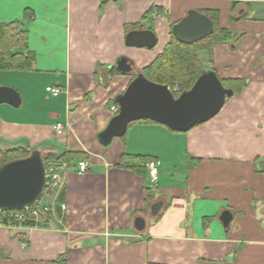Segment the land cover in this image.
<instances>
[{"label": "crops", "instance_id": "1", "mask_svg": "<svg viewBox=\"0 0 264 264\" xmlns=\"http://www.w3.org/2000/svg\"><path fill=\"white\" fill-rule=\"evenodd\" d=\"M258 3L264 0H0V23L19 22L20 50L34 57L29 70L0 71V85L21 95L18 107L0 104V148L70 158L59 161L66 166L63 186L43 195L53 212L30 226L0 227V264H264V5ZM189 10L216 12L232 35L199 52L203 69L243 87L186 132L135 122L101 144L115 96L162 52L172 25ZM134 29L152 30L155 46H126ZM121 56L132 70L114 73ZM47 86L61 91L51 96ZM56 122L65 126L62 134L53 130ZM124 155L152 158L157 182H150L147 162L143 179ZM79 160L87 163L83 173ZM224 210L232 213L227 226L219 220Z\"/></svg>", "mask_w": 264, "mask_h": 264}, {"label": "water", "instance_id": "2", "mask_svg": "<svg viewBox=\"0 0 264 264\" xmlns=\"http://www.w3.org/2000/svg\"><path fill=\"white\" fill-rule=\"evenodd\" d=\"M213 30L211 19L197 10H189L171 27L175 39L185 44L197 42L212 34ZM156 42V36L150 29H134L125 35V45L129 47L151 49ZM115 68L126 73L132 70V62L121 56L116 60ZM232 95L233 90L226 88L212 69H203L193 85L177 97L168 85L152 82L139 72L126 89L115 96L118 112L112 115L106 127L99 132L98 139L101 144L108 145L113 138L122 137L126 133L129 123L141 119L154 121L172 131L186 132L214 117ZM0 104L18 107L21 95L10 86L0 85ZM46 180L45 161L37 149L31 150L26 157L2 163L0 210L22 209L33 205L41 198ZM161 206V200L154 202L151 214L155 216ZM231 217L232 213L224 210L219 220L227 226ZM135 227H143L141 218L135 220Z\"/></svg>", "mask_w": 264, "mask_h": 264}, {"label": "trees", "instance_id": "3", "mask_svg": "<svg viewBox=\"0 0 264 264\" xmlns=\"http://www.w3.org/2000/svg\"><path fill=\"white\" fill-rule=\"evenodd\" d=\"M104 2L105 1L101 3L103 4ZM205 14L213 23L214 30L212 34L197 42L185 44L177 41L170 32L169 41L164 46L162 52L159 53L149 65L137 70L133 77L141 72L152 82L168 85L175 97L181 92L188 90L203 70V66L198 56L199 52H210L215 42H229L232 38V35L228 30L219 26L218 14L216 12L208 11L205 12ZM24 33V28L19 22H13L10 24L0 23V71H22L29 70L32 67L34 61L33 54L27 50H20V46H22L24 42ZM240 36L241 35L238 37ZM112 72L120 73L115 68H113ZM221 82L226 88H231L233 93L239 92L244 85L243 81L237 79H231L228 81L221 80ZM135 122L156 123L148 119H141L129 123L128 126ZM29 153V151L21 148H0V165L10 160L26 157ZM68 156V153H63L58 156L53 154L42 155L45 162L48 160H64L68 162L70 160ZM124 156V160L128 159L131 163H135L134 166H137L134 168L135 171H137L144 179L145 169L143 165L146 162L152 161V158L147 156ZM145 187L146 189H149L147 184H145ZM46 190L47 187L43 189L41 198ZM148 264L158 263L151 262Z\"/></svg>", "mask_w": 264, "mask_h": 264}, {"label": "built area", "instance_id": "4", "mask_svg": "<svg viewBox=\"0 0 264 264\" xmlns=\"http://www.w3.org/2000/svg\"><path fill=\"white\" fill-rule=\"evenodd\" d=\"M45 91L51 96H57L60 93V89L52 86H47ZM109 111L112 115L118 112L117 105H111L109 107ZM53 130L56 134H62L65 126L61 122H56L52 126ZM78 173H83L87 170V163L84 160H79L77 162ZM46 167V187L51 189H58L63 186V174L65 172V163L48 160L45 162ZM148 177L151 183H156L158 180V172L157 166L153 161H149L146 163ZM61 209H66L65 204H60ZM53 212V206L41 201L37 200L33 205L29 207H24L22 209L15 210H0V227L2 226H15V227H23L24 223L32 224L36 223L38 219L45 213ZM26 246V243L23 244Z\"/></svg>", "mask_w": 264, "mask_h": 264}, {"label": "rangeland", "instance_id": "5", "mask_svg": "<svg viewBox=\"0 0 264 264\" xmlns=\"http://www.w3.org/2000/svg\"><path fill=\"white\" fill-rule=\"evenodd\" d=\"M255 4H257V3H255ZM258 5H264V4H262V3H258ZM6 71H9V70H6ZM41 201H44L43 200V197L40 199Z\"/></svg>", "mask_w": 264, "mask_h": 264}]
</instances>
